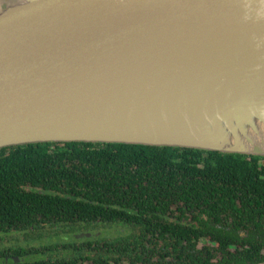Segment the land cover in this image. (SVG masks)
Masks as SVG:
<instances>
[{"label": "water", "instance_id": "1", "mask_svg": "<svg viewBox=\"0 0 264 264\" xmlns=\"http://www.w3.org/2000/svg\"><path fill=\"white\" fill-rule=\"evenodd\" d=\"M47 142L264 157V0H0V149Z\"/></svg>", "mask_w": 264, "mask_h": 264}, {"label": "trees", "instance_id": "2", "mask_svg": "<svg viewBox=\"0 0 264 264\" xmlns=\"http://www.w3.org/2000/svg\"><path fill=\"white\" fill-rule=\"evenodd\" d=\"M231 197L232 201L227 200ZM180 201L194 211L200 205L225 212H233L234 207L237 214L250 215L243 219H263L264 157L90 142L34 143L0 149V228H38L44 222L50 227L61 224L70 234L106 224L131 225L133 231L136 225L150 229V224H157L173 233L168 239L175 241L174 246L178 243L185 248L187 243L191 248L200 238L193 225L186 230L174 222H159L169 206ZM209 237L223 253L229 252L227 247L234 239H241L220 232ZM145 240V236L140 239L133 232L116 238L100 234L84 241L85 245L93 244L94 250L81 253L72 247L75 241H68L62 249L66 253L47 261H74L84 254L94 262L112 256H127L132 261L131 255L140 251ZM46 249L54 252L51 246ZM243 255L238 254L233 263H243ZM252 257L257 258L255 254L248 256ZM228 260L232 262L233 256ZM188 261L208 264V260Z\"/></svg>", "mask_w": 264, "mask_h": 264}, {"label": "flooded vegetation", "instance_id": "3", "mask_svg": "<svg viewBox=\"0 0 264 264\" xmlns=\"http://www.w3.org/2000/svg\"><path fill=\"white\" fill-rule=\"evenodd\" d=\"M227 200L232 201L233 197L227 198ZM169 208L171 209L164 216H160L159 222L161 224L174 222L186 230H190L193 225L195 230H199L200 234L195 246L191 244V248H189L186 239H184L185 248L183 246L180 248L178 243L174 246L175 241L168 239L173 233L166 231L160 225L157 226V224H150V229H144L140 225H136L135 231L130 229L131 225L106 224L96 229L91 228V231H88L89 233L79 231L67 235L72 236L74 241L80 237L87 238L89 235H93L91 238L93 239L98 234L99 236L102 234V228L104 227H121L123 231L117 237H123L132 232L136 233L140 239L142 236L146 237L145 245L136 254L139 255V259L135 257L136 255H131L132 261L126 258L127 256L121 259L118 256H112V259L94 262L93 259H88L87 254H84L74 261H56L55 259L47 261L50 257L57 258L66 253L62 249L65 248L64 244L68 241L61 245L41 244L40 237L46 236V227H50L41 222V227L38 228H0V264H188L190 258L203 262L208 260V264H234V258L243 253L244 262L240 264L264 262V218L261 220L259 218L253 220L243 219L244 216L250 215L237 214L234 207L233 212L231 210L225 212L221 208L216 209L208 205H200L194 211L189 208V205H185L181 201L177 205L172 203ZM194 217H197V219H194ZM49 229L50 231L51 229L55 230L56 234L64 231L61 224H54ZM219 232L235 234L241 238L239 241L234 239L233 244L227 247L228 253L233 256L232 262L228 260L230 255L227 252L223 253L217 242L209 237ZM67 235L66 237H68ZM161 235L167 238L162 239ZM30 239H33L31 241L33 244H35L34 241H37L39 248L31 246ZM84 241L81 240L79 243L75 241L76 243L72 247H75V250H81V253L94 250L93 244L85 245ZM165 242L167 245L164 246ZM49 246L54 250L53 253L46 249ZM252 254H255L257 258L252 257L254 260L248 258ZM76 256H78L77 253Z\"/></svg>", "mask_w": 264, "mask_h": 264}, {"label": "rangeland", "instance_id": "4", "mask_svg": "<svg viewBox=\"0 0 264 264\" xmlns=\"http://www.w3.org/2000/svg\"><path fill=\"white\" fill-rule=\"evenodd\" d=\"M50 227H46V236L44 237H40V243L43 244V245H61L67 241H74L72 236L70 235H67L69 233H66L64 231L56 234L55 233V230L49 229ZM49 231V232H47ZM121 231H123V229L121 227L117 228V227H110V228H102V235H104V237L106 238H116L117 236H119L121 234ZM89 233V232H88ZM95 233V232H94ZM66 235L68 237H66ZM31 236V235H30ZM99 236V234L97 235ZM20 237V236H19ZM93 237V235H89V237L87 238H84V237H80L78 240H75L79 243V241L81 240H88V239H91ZM21 238V237H20ZM33 241V239H30V242ZM35 244H33V242H31V246H35L36 248H39L38 245V242L37 241H34ZM32 248V247H31Z\"/></svg>", "mask_w": 264, "mask_h": 264}]
</instances>
